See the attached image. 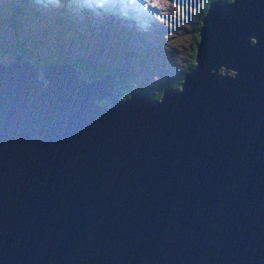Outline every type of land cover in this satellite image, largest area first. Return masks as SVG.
<instances>
[{
    "label": "water",
    "instance_id": "1",
    "mask_svg": "<svg viewBox=\"0 0 264 264\" xmlns=\"http://www.w3.org/2000/svg\"><path fill=\"white\" fill-rule=\"evenodd\" d=\"M198 33L156 100L0 63V264H264V0L211 2Z\"/></svg>",
    "mask_w": 264,
    "mask_h": 264
},
{
    "label": "rangeland",
    "instance_id": "2",
    "mask_svg": "<svg viewBox=\"0 0 264 264\" xmlns=\"http://www.w3.org/2000/svg\"><path fill=\"white\" fill-rule=\"evenodd\" d=\"M205 1L60 0L59 6L43 7L28 0L30 10L19 4L20 9L13 11L17 0H0L4 4L0 10V39L17 37L36 58L52 51V39L60 33L65 60L94 54L93 62L111 60L128 67L136 84L152 85L166 76L168 81L178 76L192 44L191 27ZM16 53L0 52V63L11 62ZM109 54L111 57L105 56ZM217 69L225 70L226 75L232 72L223 66ZM120 88H115L119 99L123 95ZM107 102L106 97L98 99L99 104Z\"/></svg>",
    "mask_w": 264,
    "mask_h": 264
},
{
    "label": "trees",
    "instance_id": "3",
    "mask_svg": "<svg viewBox=\"0 0 264 264\" xmlns=\"http://www.w3.org/2000/svg\"><path fill=\"white\" fill-rule=\"evenodd\" d=\"M27 1L28 0H17L18 4L15 5L12 8V10L13 11L16 9L19 10L20 5L25 6L26 8L25 11L30 10L31 5H27L26 4ZM214 1L225 2L229 0H206L202 8L199 11H197V19L195 20V26L191 27L193 29L192 44L189 48L188 53L186 54V58H185L186 62L183 65L182 69L180 70L178 76L176 77L177 80L175 79L168 81L169 77L166 76L164 77V80L160 81L159 83L155 82L152 85H150L151 82L136 84L129 73L130 70L128 67H123L122 65L113 63L111 60L110 61L101 60L100 62L95 63L92 61L94 54H87L85 56L77 55L72 59L65 60L62 57L63 53L61 50L62 41L60 39V33L59 35H57L55 38L52 39V41H54L53 42L54 47L52 51L41 57L32 58L31 56H34L33 52L26 50L22 45L21 41H19L17 37L11 41H4L0 39V52L1 53H10L14 51L18 52L23 59L25 60L29 59L28 62L33 66H39L48 63H56L61 61V63H65L75 67L79 72L80 79L84 82L92 81L98 77L103 76L105 73L110 72L113 75L112 93L117 95L115 88L121 87L120 89L123 92V95L120 96V99L125 98L131 91L139 90L142 91L148 99L156 100L157 98H159L162 90L165 88H169L174 91L178 90L179 82L181 81L183 74L190 67L192 68L194 66L193 55L195 53L196 45L199 41L198 29L201 25V17L207 5ZM3 7L4 4L0 2V10L3 9ZM13 24L16 25V23ZM125 48L128 49L129 51L133 50L132 46L130 45H125ZM83 51L84 52L87 51V48L85 47ZM105 56L111 57V54ZM222 71H223L222 69L218 70L219 73H221ZM229 73L232 74V72L230 71ZM230 74L227 73V75ZM37 79H41V75L39 74V72L37 73ZM96 105H102V104H99L97 100Z\"/></svg>",
    "mask_w": 264,
    "mask_h": 264
},
{
    "label": "clouds",
    "instance_id": "4",
    "mask_svg": "<svg viewBox=\"0 0 264 264\" xmlns=\"http://www.w3.org/2000/svg\"><path fill=\"white\" fill-rule=\"evenodd\" d=\"M35 3L38 5H41L43 7H48V6H59L60 5V0H35Z\"/></svg>",
    "mask_w": 264,
    "mask_h": 264
}]
</instances>
